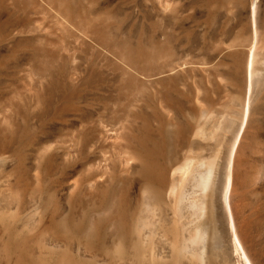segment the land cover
I'll list each match as a JSON object with an SVG mask.
<instances>
[{"label": "bare ground", "instance_id": "bare-ground-1", "mask_svg": "<svg viewBox=\"0 0 264 264\" xmlns=\"http://www.w3.org/2000/svg\"><path fill=\"white\" fill-rule=\"evenodd\" d=\"M2 3L15 55L0 65L24 53L68 82L81 125L36 138L32 166L0 138V264H264V0H190L185 19L158 0ZM36 11L74 26L86 54L65 55Z\"/></svg>", "mask_w": 264, "mask_h": 264}, {"label": "rangeland", "instance_id": "rangeland-1", "mask_svg": "<svg viewBox=\"0 0 264 264\" xmlns=\"http://www.w3.org/2000/svg\"><path fill=\"white\" fill-rule=\"evenodd\" d=\"M92 1H93V3L98 4V6H104L107 3H112V4L116 5V8H122V6H124V7L129 8L128 11H138V10H141L145 7V4L148 0H135V1L134 0H92ZM158 1L162 5H168L171 8H176L179 11V13L181 14V16L184 17V19L192 9L191 8L192 3H190V0H158ZM0 3H1V0H0ZM0 6L2 7V8L0 7V14H1V16H0V27H1L0 33H1L4 31V30H2V29H4L3 26L9 20V17L11 19V16H9V14H8L9 10H7L8 8H7V5H5V3L0 4ZM1 12H3L4 15ZM36 12H34L32 14L33 21L36 20V21H34V24L36 23L34 26L37 25L39 27V25H41L42 27L40 26V28H43V25H44V27H45L44 29H46V26H47L48 29H46V30L52 34V36L50 35L52 39H54L56 41L58 39H59V41L60 40L63 41V39H64V42L61 41L62 43L57 41V43H58L57 45L60 47V49L62 50V52L65 55H69L70 53H73V52H76V54H78V55L79 54L80 55L86 54L84 51V47H83L84 44L83 45L80 44V41H81V37H79L80 32L77 31L74 28V26L73 27L70 26V32H69V29H63L62 28V23L57 18L55 12H51V13L47 12V11H44V13H42V12L39 13L38 11H36ZM186 12H187V14H186ZM91 13H89V16H91ZM34 14H36V16ZM38 14H40V16ZM44 14H45V17H44ZM49 14H51V15H49ZM5 15H6V17H5ZM48 15H49V18H48ZM37 18L38 19L40 18V19L38 20ZM38 21H40V24ZM59 23L61 26L59 25ZM1 24H3V26ZM7 24L8 23H6V25ZM50 24H51V26H50ZM10 25H14V29H16L18 31H22V29H23L19 26V24H16L13 22ZM48 25L52 28L53 31H51V28ZM10 27H12V26H10ZM12 29H13V27H12ZM55 29H57V30H55ZM25 30H27V29H25ZM62 30H65V31H62ZM66 30H68V31H66ZM55 32H57V33H55ZM61 32H63V33H61ZM22 33H26V31H22ZM58 33H59V35H58ZM26 34H28V33H26ZM63 34H65V36H64L65 38L61 39L60 37H63ZM84 37H86V35ZM87 37L85 39L88 42H94L91 36H87ZM68 38H69V40H68ZM71 39H72V41H71ZM78 41H79V43H77ZM60 44H62V45H60ZM1 45H3L2 46L3 48L1 47ZM1 45H0V51H2V52L4 51L3 53L1 52L3 55H5V54L15 55V54H12L11 52L10 53L7 52L8 49H7V46L5 44H1ZM80 46H82V47H80ZM66 48H68V49H66ZM63 49L65 50V52ZM8 55L6 57H8ZM30 59L31 58L29 55H25L24 53H21V54H17L15 57L11 56L9 58V60L7 61V63H4V65H0V115H1L0 118L1 119L7 118L10 120V130L9 131L5 130L3 132L0 131V138H6V140L10 141L11 145H14V144L17 145V148L19 150L23 151V154L26 157L25 162L28 165L32 166L33 164H35V152L33 150V146H34V140L36 138L44 141L45 144L51 143V142L56 143L57 141L59 143H63L64 139L73 138V136L77 133L76 131L80 127L81 122H80V119L77 117L66 116L67 115L66 111L63 108L64 107L63 106V100H62L63 95H64L66 89H68V87L70 86V84L61 78L57 80V79L51 78L49 76L46 77V76H43L41 74L38 75L39 73L37 72V70H35L33 68V65H32ZM78 61H80L82 65ZM75 62H74L75 64L79 63V66H77V68L80 69V70H77L78 73H84L85 71H88L87 69H89V68L86 66L87 63L83 62L79 56H77V59ZM84 67H85V69H84ZM80 71H82V72H80ZM74 76H76V74H74ZM40 77L43 78V81L41 80ZM46 79H47V81H46ZM43 82L45 83V85L47 87L43 84ZM48 84H50V85L48 86ZM56 85H58V86H56ZM42 88H45V89H43V90H45L44 93H43ZM62 88H64V89H62ZM37 91H40L41 93L37 92ZM56 91H58V92H56ZM47 92H49V93L54 92L52 94V99H50V102L48 101L49 98H46ZM31 93L32 94L34 93L35 96L30 95ZM37 93L39 94L38 96H37ZM49 93H47V94H49ZM40 94H43V96ZM35 99L39 100V101H37L38 103L35 102ZM42 103H44L45 106ZM37 104H39V105L42 104L43 105V106L41 105L42 108ZM34 105L37 106L36 109H35ZM45 110H46V114H45ZM57 110H59V111H57ZM53 111H54V114H53ZM43 112H44V114H43ZM32 113H34V115H32ZM66 120H67V122H66ZM69 127L71 128L70 130H69ZM74 130H76V131H74ZM73 132H74V134H73ZM29 134H31V135H29ZM39 135H41V136H39ZM75 138H77V137H75Z\"/></svg>", "mask_w": 264, "mask_h": 264}]
</instances>
